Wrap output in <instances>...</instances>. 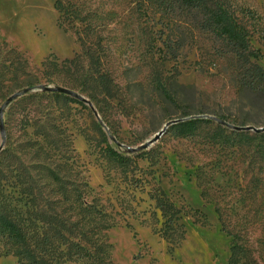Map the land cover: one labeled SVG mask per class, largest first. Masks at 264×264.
<instances>
[{
    "label": "rangeland",
    "instance_id": "374dc122",
    "mask_svg": "<svg viewBox=\"0 0 264 264\" xmlns=\"http://www.w3.org/2000/svg\"><path fill=\"white\" fill-rule=\"evenodd\" d=\"M225 2L264 69V0ZM247 81L175 0H0V211L37 235L45 214L80 222L74 240L113 264H264V93ZM179 118L200 119L192 135L148 144ZM158 196L180 217L167 236ZM16 252L0 232V264Z\"/></svg>",
    "mask_w": 264,
    "mask_h": 264
},
{
    "label": "trees",
    "instance_id": "16d2710c",
    "mask_svg": "<svg viewBox=\"0 0 264 264\" xmlns=\"http://www.w3.org/2000/svg\"><path fill=\"white\" fill-rule=\"evenodd\" d=\"M177 4L188 10L195 11L200 16V24L204 29L215 33L216 37L228 48V52L235 56L237 63L245 70L247 82L246 88L252 92L264 93V69L252 61L261 57L259 50L253 49L250 43V32L247 26L241 22L225 0H175ZM251 16L254 12L248 11ZM180 47V46H179ZM172 48L167 52L172 57L178 55V49ZM160 97L166 105H177L178 98L170 89L162 85L159 87ZM55 94L61 95L60 92ZM74 102H79L73 99ZM206 113V112H202ZM191 113H185L188 116ZM225 117L218 115L217 120L223 122ZM173 127L179 131V135L187 137L194 133L196 124L200 119L179 118ZM109 155L121 164H126L129 158L122 153L108 147ZM158 207L164 218L162 234L167 236L170 229L177 226L178 211L168 199L163 196L155 197ZM48 229L37 235L31 232L21 223L8 218L0 211V232L6 236L17 248V264H77L78 261L88 259L93 264H113L110 260L99 256L102 245L95 246V251L84 248L74 237L82 234L77 230L80 222H71L62 215L45 214ZM34 240L31 243V240Z\"/></svg>",
    "mask_w": 264,
    "mask_h": 264
},
{
    "label": "water",
    "instance_id": "95a60500",
    "mask_svg": "<svg viewBox=\"0 0 264 264\" xmlns=\"http://www.w3.org/2000/svg\"><path fill=\"white\" fill-rule=\"evenodd\" d=\"M47 91H50V92H60V93H66V94H73V91H71L70 89L68 88H65V87H62V86H57V87H46L45 88ZM22 94V92H16L15 94H13L11 97L8 98L7 102H6V105L9 104L10 102H12L13 100H15L17 97H19L20 95ZM3 109L4 107H2L0 109V114L3 113ZM179 120H173L171 122H169L168 124H166L160 132H158L154 138L152 140L149 141L148 144L158 140L163 134H165V132L167 131V128L169 125L171 124H174L176 122H178ZM242 129H245V130H250V129H255L253 127H242ZM255 130H258V131H262L264 129H255ZM143 147H147V145H143Z\"/></svg>",
    "mask_w": 264,
    "mask_h": 264
}]
</instances>
